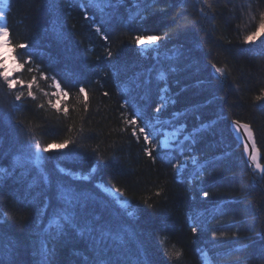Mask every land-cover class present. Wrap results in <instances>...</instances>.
<instances>
[{"label": "trees", "instance_id": "16d2710c", "mask_svg": "<svg viewBox=\"0 0 264 264\" xmlns=\"http://www.w3.org/2000/svg\"><path fill=\"white\" fill-rule=\"evenodd\" d=\"M210 2L215 11L195 25L192 21L197 20L200 7L196 0H187L183 7L179 0H159L144 13L141 23L130 27L121 23L127 15L121 7L110 22L105 18L104 35L108 39L104 40L91 26L92 19L100 22V16L94 15L93 10L89 11L91 19H86L83 13L88 9L80 7L82 0H9L7 20L13 43H30L29 51L34 52L35 61L25 65L16 76L25 84L33 76L37 80L32 85L35 99L27 96L23 86H17L25 97L22 102L15 101L21 105L15 110L11 109L14 93L5 96L0 89L5 115L10 113L12 124L19 125L12 135L4 127L5 150H9L14 135L21 138L32 135L41 147L53 141H74L65 149L42 152V170L55 182L62 178L57 165L80 175L89 174L95 166L90 180L75 183L95 194V212L102 217V222H107L106 230L131 228L147 236L148 253L154 264H204L198 249L205 248L212 231H237L240 237L238 244L217 242L209 252L210 256L216 254L213 263L264 264V180L253 176L246 164L243 145L231 129L232 120L250 124L264 157V99L255 100L264 89V54H261L264 46L241 43L243 36L258 25L264 0ZM56 24L64 32L62 39L53 31ZM165 32L169 33L170 40L164 42L161 57L179 56L173 64L178 72L168 80L172 93L179 95L173 96L177 103L161 119H170L172 111L205 105L206 100L214 97L213 103L200 111L205 123L216 121L215 130L205 132L194 151L184 152L201 160L205 169L202 178L199 175L189 178L188 172L178 178L172 168L175 159L169 163L158 157L153 162L143 152L142 137L137 142L122 116V113L133 114L132 106L122 107L127 99L125 88L136 97L137 110L146 106L152 114L155 103L159 102V88L164 84L156 81L155 71L149 85L150 94L145 93L143 86L134 87L133 78L148 79L147 69L156 62L147 53L141 55L133 38L138 34ZM108 50L118 55L109 58ZM22 52V49L17 51V60ZM168 64L169 61H163L165 68ZM212 64L227 66L230 72L226 79L213 77ZM37 65L44 69L48 79L40 76ZM189 65L193 66L189 68ZM52 76L68 92L61 100L59 111L49 104V100L55 104L59 98L53 95L56 86ZM198 80L211 81V89H198L195 86ZM80 86L88 93L87 110L83 94L79 93ZM65 107L67 114L63 111ZM183 122L189 130L199 126L191 113ZM174 130L171 126L165 128V131ZM179 143L187 142L182 138ZM261 163L264 164V159ZM210 164L213 166L209 167ZM32 176L36 177L35 186L27 189ZM32 176L23 184L15 180L0 183V213L7 214L6 225L0 230V258H10L11 243H15L19 246L18 259L29 264L34 258L33 245L38 250L40 243L47 239L48 247L55 249L54 264H81L90 259V246L75 233L70 232L59 240L36 234L37 212L43 207L45 195L51 193L35 168ZM101 183L125 192L131 204L128 210L136 212L135 218L122 216L115 200L101 188L97 191L96 186ZM201 188L210 193L209 197H203ZM26 195L31 203L24 200ZM192 217L205 226L204 234L191 232ZM170 250H180L181 257L170 258ZM127 251L131 257L134 249Z\"/></svg>", "mask_w": 264, "mask_h": 264}, {"label": "snow or ice", "instance_id": "6c2138e0", "mask_svg": "<svg viewBox=\"0 0 264 264\" xmlns=\"http://www.w3.org/2000/svg\"><path fill=\"white\" fill-rule=\"evenodd\" d=\"M158 2L159 0H82L80 7H87L88 11H84L83 13L86 19H91L89 11L93 10H95L94 15L100 16V22L98 23L92 19L91 26L95 28L98 34L103 36L104 40H107L108 37L104 35L106 17L107 21L110 22L114 19V13L119 12L120 8L124 7L127 15L122 18L121 23L126 27H130L132 24L141 23L145 19L144 13L148 12L149 8ZM179 3L183 7L187 3V0H179ZM196 4H199L200 7L197 20L192 21L193 25L201 19L208 18L209 12L215 11L210 0H196ZM171 6L172 4L170 3L169 7ZM195 7L196 5L194 4V10ZM9 11V0H0V89L4 90L3 94L5 96L14 93L11 109L15 110L21 106L16 104L15 101L22 102L25 97L24 91L17 90V86L22 87L25 81L19 79L16 73L24 70L25 65L34 64L35 61L34 52L29 51V48L32 46L30 43H13L11 28L7 20ZM252 19H256V17L253 16ZM53 31L58 38H63L64 32L58 24L53 26ZM133 40L138 49H141V55L147 53L156 62L152 68L147 69L148 79L133 78L134 87L140 88L143 86L145 93L150 94L151 89L149 85L152 83L154 71L156 73V81L158 83L163 82L164 87L159 88V102L155 103L152 114L148 113L146 106L137 110L136 97L131 95L130 89L125 88L124 91L127 94V99L122 107L127 108L128 106H132L133 114L129 116L122 113L124 123L127 126H131V134L136 138L137 142L142 137L145 145L143 152L153 162L158 157L161 160H167L169 163L175 159L176 163L172 165V168L178 178L185 172H188L189 178L197 175L202 178L205 169L202 166L201 160L195 155H184V152L194 151L195 145L200 142L205 132L215 130L216 121L210 120L205 123L200 111L205 105L212 104L214 97L206 100L205 105H194L191 109L172 111L170 119H161L163 114L177 103L173 96H178L179 93H172L168 86V80L171 75L178 72V67L173 66V64L179 59V56L175 58L173 56L161 57V48L165 46L164 42L170 40L169 33L167 32L162 35L148 36L138 34L134 36ZM257 41L260 42L259 45H257ZM241 43L264 46V11L259 12V21L255 30L247 32L243 36ZM196 47H199V45ZM5 49H7V55ZM21 49L23 52L20 54V59L17 60L16 53ZM192 51L194 49H189V52ZM153 52H155L154 56H152ZM261 54H264V47H262ZM114 55L118 54H114L110 50L107 51V57L113 58ZM180 55H183V53H180ZM8 56L13 61L11 67L8 62ZM165 60L169 61L167 68L163 66V61ZM192 66L189 65V68ZM45 67H49V65ZM113 67L116 66L113 65ZM211 67L213 69V77L217 80L226 79L227 74L230 72L226 65L217 66L216 64H212ZM37 68H39L40 76L48 79L44 73V69L40 68L39 65H37ZM50 70L54 71V69ZM28 71L31 72L33 69L28 68ZM57 74L59 75V73ZM51 79L56 88L59 89L55 95L59 96L62 93L64 97H67L68 92L61 88L60 82L56 80V77L52 76ZM36 80L37 77L33 76L32 81L27 85V96L33 99L36 97L32 90V85ZM135 81L139 82L136 83ZM195 86L201 90H210L212 82L208 81L205 83L202 80H198ZM79 93L83 94L84 108L87 110L88 93L83 86L79 87ZM262 99H264V89H261L260 95L255 97L257 101ZM2 104L3 102L0 101V183L15 180L17 183L23 184L25 181H29V176H32L33 168H35L43 178L45 187L51 193L50 196L45 195L43 207L37 212L38 219L34 225L37 230L36 234H43L52 240H59L62 236H67L71 232L83 238L85 243L90 246L92 255L90 259L82 261L81 264H154L148 253L147 236L131 228H122L120 231L106 230L105 225L107 222H102V217L95 212V194L80 188L75 183L77 181L90 180L91 174L96 171L95 166L90 169L89 174L80 175L74 173L71 169L62 168L57 165L56 168L62 178L55 180V182H53L47 172L42 170L44 163V159L41 157L42 152L65 149L70 143L74 144V141L71 139H65L61 143L53 141L41 147L40 141L32 135H27L23 138L19 135H14L12 136L9 150H5L4 127L7 126L9 135H12L19 125L12 124L11 114L5 115ZM49 104L57 109V111L60 110V100H57L55 104H52V101L49 100ZM63 111L67 114L68 109L65 107ZM189 113L199 121V126H193L191 130L183 122L187 119ZM168 126L173 127L175 131L171 133L165 131V128ZM231 129L243 145V153L247 156L246 164L251 169L253 176L258 175L260 180H264V164L261 163V159H264V157H262L260 149L257 147L252 127L250 124L242 123L239 119H236L231 121ZM177 134L183 136V140L187 143L178 142L175 145L170 143L172 139L178 138ZM157 137L161 138L157 139ZM154 152H156V155H153ZM211 166L213 165L210 164L209 167ZM35 183L36 177L32 176L31 181L27 183V189L33 188ZM96 189L99 191L100 186L97 185ZM200 191L203 197H209L210 193L208 191H204L203 188ZM112 195L115 197V204L119 205L117 211L125 218H135L136 212L128 210L131 208V204L125 192L120 188H115ZM33 199L35 198L33 197ZM24 200L28 201L27 195L24 197ZM28 202L31 203V201ZM5 216H7L6 213H0V230L4 229L6 225ZM45 217H47L46 224H44ZM190 220L191 232L194 235L198 232L200 234L206 232L205 226L197 218L192 217ZM41 225L44 226L41 228ZM220 241L227 244H238L240 242L239 233L237 231L231 233L212 231L211 236L205 244V248L198 249L204 264H213L216 254L210 256L209 252H212L217 242ZM129 248L134 249L131 257L127 251ZM32 250L34 258L29 264H54L55 249L48 247L47 239L40 243L38 250L35 245H33ZM97 252L99 253L98 255H96ZM168 255L170 258L179 259L182 253L180 250H170ZM18 256L19 246L11 243V257L8 259L0 258V264H23L18 259ZM35 257H38V259Z\"/></svg>", "mask_w": 264, "mask_h": 264}, {"label": "rangeland", "instance_id": "374dc122", "mask_svg": "<svg viewBox=\"0 0 264 264\" xmlns=\"http://www.w3.org/2000/svg\"><path fill=\"white\" fill-rule=\"evenodd\" d=\"M146 43H147V42H146ZM5 53H6V55H7V49H5ZM7 58H8L9 65H10V67H11L13 61H12V59H11L10 56H8ZM18 72H20V71H18ZM18 72H17V73H18ZM27 85H28L27 83L23 85V87L25 88L26 91H27ZM58 91H59V89L56 88V90L53 91V95H55V93L58 92ZM55 96H57V95H55ZM58 97H59L58 100L61 101L62 98H63L64 96H63V94L61 93V95H59ZM174 131H175V130H174ZM167 132L171 133V132H173V131H167ZM177 137H178L177 139H172V140L170 141V143H172L173 145H175L174 143L179 142V140H182V138H183V136L181 137L179 134H177ZM42 155H43V153H41V157H42ZM99 186H100L101 190H103L107 195H109L112 199L115 200V197L112 195V192L114 191V189H110V188L106 187L105 185H103L102 183H101V185H99Z\"/></svg>", "mask_w": 264, "mask_h": 264}, {"label": "bare ground", "instance_id": "6f19581e", "mask_svg": "<svg viewBox=\"0 0 264 264\" xmlns=\"http://www.w3.org/2000/svg\"><path fill=\"white\" fill-rule=\"evenodd\" d=\"M109 188V187H108ZM110 189H113V188H110ZM204 262V261H203ZM213 264H215V263H213Z\"/></svg>", "mask_w": 264, "mask_h": 264}]
</instances>
